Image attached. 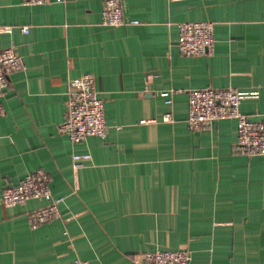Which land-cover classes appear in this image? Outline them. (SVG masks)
Returning <instances> with one entry per match:
<instances>
[{"label": "crops", "instance_id": "crops-1", "mask_svg": "<svg viewBox=\"0 0 264 264\" xmlns=\"http://www.w3.org/2000/svg\"><path fill=\"white\" fill-rule=\"evenodd\" d=\"M122 1L138 23L102 24L103 0H0V49L24 59L0 96V264H140L155 249H187L191 264H264V154L234 150L233 118L186 122L188 89L206 86L238 89L240 110L264 118V0ZM201 19L214 22L213 53H180L177 24ZM83 73L107 131L72 143L57 126L68 81ZM37 168L60 216L31 228L43 201L7 207L1 193Z\"/></svg>", "mask_w": 264, "mask_h": 264}, {"label": "built area", "instance_id": "built-area-1", "mask_svg": "<svg viewBox=\"0 0 264 264\" xmlns=\"http://www.w3.org/2000/svg\"><path fill=\"white\" fill-rule=\"evenodd\" d=\"M62 0H22L26 4H44ZM101 22L104 25L117 26L138 23L124 16L122 0H103ZM177 49L186 55L212 54L214 50V22L208 19L180 21L178 24ZM5 31L11 27L5 25ZM27 32L28 27L23 26ZM24 67L23 57L15 51L12 44L0 49V96L9 85V75ZM64 119L58 124L57 131L65 134L72 143L82 141L89 135L104 137L107 124L104 118V103L95 86L91 73H83L68 81ZM164 103L170 105L168 92L160 93ZM243 94L234 87L215 88L211 86L191 88L187 91L186 122L190 128L210 126L214 121L233 118L236 122V141L234 150L253 156L264 154V118L250 119L240 110ZM4 107L0 103V116ZM171 113L165 112L163 120L169 121ZM143 122V120H141ZM30 199L43 203L28 212V224L31 228L56 219L60 216L59 197L50 189V175L43 168H37L24 175L17 183L4 187L1 202L12 207ZM140 264H191L187 249H155L137 254ZM65 264H90L88 260L74 256Z\"/></svg>", "mask_w": 264, "mask_h": 264}, {"label": "rangeland", "instance_id": "rangeland-1", "mask_svg": "<svg viewBox=\"0 0 264 264\" xmlns=\"http://www.w3.org/2000/svg\"><path fill=\"white\" fill-rule=\"evenodd\" d=\"M216 88V87H215Z\"/></svg>", "mask_w": 264, "mask_h": 264}]
</instances>
